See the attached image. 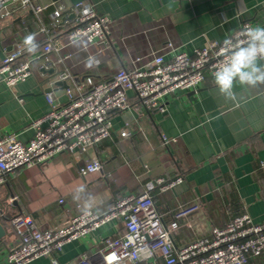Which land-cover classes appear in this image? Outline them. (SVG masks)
I'll use <instances>...</instances> for the list:
<instances>
[{
	"label": "crops",
	"instance_id": "obj_1",
	"mask_svg": "<svg viewBox=\"0 0 264 264\" xmlns=\"http://www.w3.org/2000/svg\"><path fill=\"white\" fill-rule=\"evenodd\" d=\"M76 1L67 0L69 4ZM86 1L99 13L113 17L116 27L101 65L88 67L80 62L82 54L74 57L76 76L91 72L97 79H105L122 64L146 54L150 47L161 48L166 31L153 29L158 23L166 25L179 50L189 53L226 38L244 21L264 27V0ZM24 18L27 24L34 23L32 12L0 22V62L5 54L3 45L12 47L22 28L17 23ZM146 29L150 30L145 34ZM258 63L264 66V60ZM37 65L34 63L27 80L14 87L0 82V137L12 132L23 142L33 137L32 120L50 109L44 93L50 86L60 103L67 101L65 87L53 83L54 71L44 72ZM233 92L234 100L226 98L207 73L201 86L176 92L168 98L167 110L160 112L139 106L134 92L129 91L133 107L112 113V136L98 147L102 171L82 177L75 157L62 153L48 163L9 176L0 186V221L6 230L0 240V264H6L7 244L14 239L11 217L16 213L30 214L42 227L55 226L65 216L75 215L79 204L105 211L124 195L142 192L146 182L159 176L183 177V182L157 198L165 220L182 206L200 203V209L189 216L193 227L182 229L179 242L207 234L212 225L223 226L240 212L264 221V84L250 87L237 79ZM126 120L132 122L134 131L129 138L120 135ZM163 136L176 141L165 145ZM230 193L235 196L237 209L232 206ZM13 196L16 199L9 203ZM61 197L64 204L58 201ZM4 216L9 219L5 221ZM110 234L112 225L68 242L58 255L59 261L69 263L84 252L96 250ZM29 264L53 263L45 256ZM248 264H264V254Z\"/></svg>",
	"mask_w": 264,
	"mask_h": 264
},
{
	"label": "built area",
	"instance_id": "obj_2",
	"mask_svg": "<svg viewBox=\"0 0 264 264\" xmlns=\"http://www.w3.org/2000/svg\"><path fill=\"white\" fill-rule=\"evenodd\" d=\"M24 12L34 14V23L22 26L11 48L3 45L0 82L14 87L32 75L37 63L39 70H54L53 83L68 84L67 101L60 103L50 86L44 92L50 109L32 120L33 137L28 142L15 132L0 137V186L9 176L48 163L62 153L75 157L82 177L102 171L98 147L112 136V113L133 107L129 91L134 92L139 106L165 112L170 96L198 88L207 73L214 77L220 62L230 54H221V49L227 47L226 40L233 44L245 40L241 33L254 27L244 21L226 38L189 53L179 50L166 25L158 23L153 29L166 31L161 48L150 47L146 54L122 64L108 78L96 79L91 72L76 76L73 60L80 53V62L86 65L89 60L92 66L104 62L116 27L113 17L99 13L86 0L71 4L67 0H0V22ZM29 34H35V52H28L24 45ZM40 36L44 38L41 43ZM19 101L25 103L23 97ZM133 134L132 122L126 120L120 135L129 138ZM162 139L165 145L176 141L167 136ZM181 182V176L156 177L146 182L142 192L124 195L105 211L79 204L75 215L65 216L50 227H42L30 214L18 212L11 217L14 239L7 244L6 264H29L45 256L51 257L53 264H248L253 257L264 254V221H255L247 212L233 216L223 226L212 225L207 234L177 243L176 236L182 229L193 227L189 216L200 209V203L182 206L165 220L152 191L157 189L163 194ZM15 199L10 197L8 202ZM58 201L65 203L63 197ZM108 225H112V234L103 238L96 250L84 252L69 263L59 261L58 255L68 242Z\"/></svg>",
	"mask_w": 264,
	"mask_h": 264
},
{
	"label": "clouds",
	"instance_id": "obj_3",
	"mask_svg": "<svg viewBox=\"0 0 264 264\" xmlns=\"http://www.w3.org/2000/svg\"><path fill=\"white\" fill-rule=\"evenodd\" d=\"M245 40H239L233 44L231 40H226L227 47L221 49V54L225 59L218 65L214 73V81L219 92L226 98L235 99L233 92L234 81L238 79L241 85L256 87L264 84V66H260L258 61L264 60V27H247L241 33ZM246 46H242L245 45ZM24 45L28 52H35L38 45L35 34H29L24 38ZM88 67L92 66L89 60Z\"/></svg>",
	"mask_w": 264,
	"mask_h": 264
},
{
	"label": "trees",
	"instance_id": "obj_4",
	"mask_svg": "<svg viewBox=\"0 0 264 264\" xmlns=\"http://www.w3.org/2000/svg\"><path fill=\"white\" fill-rule=\"evenodd\" d=\"M34 19V18H33ZM12 22H13V20H12ZM29 21L27 20L26 21V18H24V21L23 22H20V23H17V25H20V26H24L25 24H27ZM12 26H13V24H11ZM14 26H15V24H14ZM43 37L42 36H40L39 38H38V42L39 43H41L42 41H43ZM101 65V64H100ZM97 79V78H96ZM106 140V139H105ZM86 177V176H85ZM152 193H153V195H154V198H155V201H156V204H157V206H158V208H159V205H158V201H157V198L159 197V191L156 189V190H153L152 191ZM230 200H231V202L233 203V208L234 209H237L238 208V204H237V202H236V199H235V196H234V194L233 193H230ZM159 210H160V208H159ZM161 211V210H160ZM241 213V212H240ZM240 213H238V214H240ZM180 234H181V232H180ZM180 234L178 235V236H176V242L177 243H182V242H179L178 240H179V236H180ZM185 241H187V240H185Z\"/></svg>",
	"mask_w": 264,
	"mask_h": 264
},
{
	"label": "water",
	"instance_id": "obj_5",
	"mask_svg": "<svg viewBox=\"0 0 264 264\" xmlns=\"http://www.w3.org/2000/svg\"><path fill=\"white\" fill-rule=\"evenodd\" d=\"M49 71L53 72L54 70L53 69H50ZM57 84L61 85L62 87H67V83L66 82H63V81H58ZM9 218L4 216V220H8ZM6 234V230H5V227L2 223V221H0V240L5 236Z\"/></svg>",
	"mask_w": 264,
	"mask_h": 264
}]
</instances>
